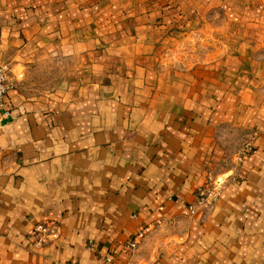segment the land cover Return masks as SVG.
Segmentation results:
<instances>
[{
	"label": "crops",
	"instance_id": "1",
	"mask_svg": "<svg viewBox=\"0 0 264 264\" xmlns=\"http://www.w3.org/2000/svg\"><path fill=\"white\" fill-rule=\"evenodd\" d=\"M0 64V264H264V0H0Z\"/></svg>",
	"mask_w": 264,
	"mask_h": 264
},
{
	"label": "built area",
	"instance_id": "2",
	"mask_svg": "<svg viewBox=\"0 0 264 264\" xmlns=\"http://www.w3.org/2000/svg\"><path fill=\"white\" fill-rule=\"evenodd\" d=\"M9 69L0 64V115L1 117H7L8 111L4 105V93L7 89L13 88L14 84L10 81L9 78ZM219 195V186L215 181H210L206 186L200 188L196 192V202L197 205L204 208H209L216 201ZM34 233L38 234L36 238V244H42L46 240L53 239L56 235L52 229H49L46 225L37 224L34 229ZM128 247L133 248L134 243H129ZM105 262L107 259L104 260Z\"/></svg>",
	"mask_w": 264,
	"mask_h": 264
}]
</instances>
